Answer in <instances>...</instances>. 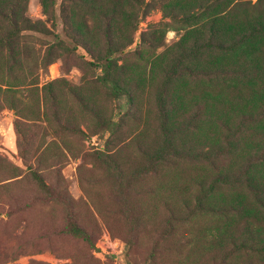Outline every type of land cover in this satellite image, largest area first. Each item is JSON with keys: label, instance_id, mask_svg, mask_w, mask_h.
<instances>
[{"label": "rangeland", "instance_id": "1", "mask_svg": "<svg viewBox=\"0 0 264 264\" xmlns=\"http://www.w3.org/2000/svg\"><path fill=\"white\" fill-rule=\"evenodd\" d=\"M0 39V264H264V0H0Z\"/></svg>", "mask_w": 264, "mask_h": 264}, {"label": "trees", "instance_id": "2", "mask_svg": "<svg viewBox=\"0 0 264 264\" xmlns=\"http://www.w3.org/2000/svg\"><path fill=\"white\" fill-rule=\"evenodd\" d=\"M5 45H6V41L3 39H0V48L4 47ZM72 49L75 50L74 47ZM120 51L121 50L117 51V49L116 50L107 49L101 57H94L89 54L92 60H95L94 62L97 64V66H99V68L102 71V75L99 78V80L103 84H106L109 86L112 94L117 99L123 96V89L116 83L112 82L111 77H110L109 68H110L111 63L116 59L115 53L120 52ZM29 174H30L31 179L34 181V183L38 187L39 191H41V193H44L49 196L52 194L50 188L45 184L43 178L40 176L38 172H36L35 170L29 169ZM256 193L264 195V193L262 192H256ZM64 230L66 233L76 238L84 240L90 248H92L93 250H96L94 243L90 241L86 232L76 223L70 221L65 226ZM245 234L246 235H244V237L246 239L254 240V245L251 246L252 251H255L256 253H260V254H262V252L264 253V233H260L258 231L255 233L246 231ZM260 244L262 245V247H258L260 246Z\"/></svg>", "mask_w": 264, "mask_h": 264}, {"label": "built area", "instance_id": "3", "mask_svg": "<svg viewBox=\"0 0 264 264\" xmlns=\"http://www.w3.org/2000/svg\"><path fill=\"white\" fill-rule=\"evenodd\" d=\"M104 242L105 243H110L111 242L108 236L103 237L101 240H99L97 242V244H96V247H97V250H98L97 253H101L102 254L103 250L101 248V245H104Z\"/></svg>", "mask_w": 264, "mask_h": 264}]
</instances>
